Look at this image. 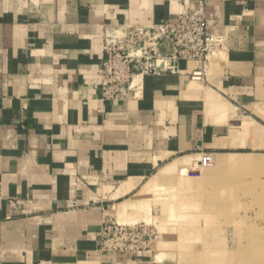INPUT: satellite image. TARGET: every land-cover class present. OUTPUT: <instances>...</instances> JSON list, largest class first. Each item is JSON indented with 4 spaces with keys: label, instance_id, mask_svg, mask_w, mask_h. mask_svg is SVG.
Masks as SVG:
<instances>
[{
    "label": "crops",
    "instance_id": "0c3cea01",
    "mask_svg": "<svg viewBox=\"0 0 264 264\" xmlns=\"http://www.w3.org/2000/svg\"><path fill=\"white\" fill-rule=\"evenodd\" d=\"M201 5L222 42L202 79L180 60L144 76L138 98L102 100L108 26ZM202 152L212 169L264 159V0H0V264H185L186 238L155 254L99 244L105 219L170 213L162 199ZM189 223L158 227H200Z\"/></svg>",
    "mask_w": 264,
    "mask_h": 264
},
{
    "label": "rangeland",
    "instance_id": "374dc122",
    "mask_svg": "<svg viewBox=\"0 0 264 264\" xmlns=\"http://www.w3.org/2000/svg\"><path fill=\"white\" fill-rule=\"evenodd\" d=\"M249 162L184 168L185 186L172 181L170 196L162 199L170 201L171 212L160 213V223L143 222L155 230L150 253L180 237L188 241L186 252L197 256L185 264H264V159ZM169 219L175 225L191 221L200 227H158ZM171 259L184 264L178 255Z\"/></svg>",
    "mask_w": 264,
    "mask_h": 264
},
{
    "label": "built area",
    "instance_id": "2783aa9c",
    "mask_svg": "<svg viewBox=\"0 0 264 264\" xmlns=\"http://www.w3.org/2000/svg\"><path fill=\"white\" fill-rule=\"evenodd\" d=\"M165 42L173 46V53L161 52ZM221 47V39L210 28L203 5L181 13L175 21L110 25L104 32L103 58L98 69L101 98L113 103L138 98L142 91L138 77L177 72L180 60L196 62L191 77L202 79L209 56ZM212 163V154L202 152L200 164ZM155 237L154 228L145 223L127 225L105 219L99 249L137 255L151 252Z\"/></svg>",
    "mask_w": 264,
    "mask_h": 264
},
{
    "label": "bare ground",
    "instance_id": "6f19581e",
    "mask_svg": "<svg viewBox=\"0 0 264 264\" xmlns=\"http://www.w3.org/2000/svg\"><path fill=\"white\" fill-rule=\"evenodd\" d=\"M141 79H142L141 77H138V78H137V81H142ZM200 160H201V158H200ZM200 160H199V161H196L193 165H194V166H202V165L200 164ZM250 160H251V159H231V160H229L228 162H229V164L249 165V164H251V163L249 162ZM211 165H214V159H213V163H212ZM211 165H208V166H211ZM162 253H163V252H162Z\"/></svg>",
    "mask_w": 264,
    "mask_h": 264
}]
</instances>
